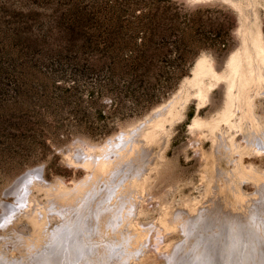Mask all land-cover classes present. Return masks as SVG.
<instances>
[{
	"label": "rangeland",
	"instance_id": "rangeland-1",
	"mask_svg": "<svg viewBox=\"0 0 264 264\" xmlns=\"http://www.w3.org/2000/svg\"><path fill=\"white\" fill-rule=\"evenodd\" d=\"M245 4L239 13L226 0H0V213L5 200L17 195L6 194L5 189L16 182L19 173L40 167L43 183L52 179L71 185L73 180L82 179L85 171L71 164L68 154L75 155L81 147L128 130L153 109L170 103L178 92L181 98L173 103L174 116H165L166 133L149 145L147 154L144 152L145 159L156 164L141 197H137L145 211L139 216L130 215L141 228L150 227L143 238L145 248L151 249L148 264H166L169 247L177 244L174 242L182 233L176 229L164 234L158 245L149 241L157 236L151 224L161 211L192 214L200 210L216 216L227 211L245 213L251 207L250 197L261 187L241 174L239 161L242 167L253 162L264 169V152L243 148L238 153L229 148L231 140L247 144L251 132L248 123L228 129L218 119L224 110L218 83L202 103L194 96L196 87L191 83L200 57L209 59L216 73H223L228 56L242 50L244 33L256 36L259 32L264 44V0H252L251 6ZM109 5L127 9L124 13L128 16L138 15L136 27L132 32L127 30L134 39L124 46L122 54L115 56L119 61L86 65L56 61L51 55L54 46L44 38L58 28L54 17L79 13L84 6ZM133 51H148L153 56L144 59L142 66L119 59ZM209 79L207 76L206 82ZM253 100V109L264 123V90ZM194 118L206 124L192 127ZM209 123L216 124V131H221L226 141L217 149L216 134ZM36 194L42 203H49L43 190ZM50 207L49 204L47 209ZM21 211L8 209L6 214H0V250L9 251L15 242L28 253L20 244L21 235L35 237L37 230L20 216ZM203 220H209L204 224L208 229L221 227L215 230L216 236L230 234L232 254L225 257L236 264L245 263L250 249H257L264 240L252 225L246 228L254 236L251 240H258L256 243L233 236L237 234L230 233L223 220ZM22 253L18 251L17 255ZM181 262L189 264L187 260Z\"/></svg>",
	"mask_w": 264,
	"mask_h": 264
},
{
	"label": "bare ground",
	"instance_id": "bare-ground-1",
	"mask_svg": "<svg viewBox=\"0 0 264 264\" xmlns=\"http://www.w3.org/2000/svg\"><path fill=\"white\" fill-rule=\"evenodd\" d=\"M226 1L239 13L245 8L242 5L246 3L245 5L251 6L252 3V0H245L247 1L245 3L243 0ZM241 44V51L232 52L228 56L223 73H216L212 62L206 57L197 59L191 83L196 87L194 96L199 103L209 96V90L214 83H218L222 89L224 105V110H221L222 113L221 116L218 115L220 117L218 119L228 129L248 123L251 132L246 139L247 144L242 146L241 142L237 143L230 139V144L227 142L229 148L238 153H241L243 148L262 153L264 152V123H261L253 109V99L255 94L264 90V44L259 32L256 36L244 33ZM207 76L210 78L208 82H206ZM180 98L181 95L178 92L170 103L153 109L142 121L130 126L128 130H120L100 143L81 147L75 155L68 154L69 162L82 167L85 171L84 177L73 180L71 185L69 183L67 185L63 180L52 179L43 183L45 178L40 177V167L37 170L35 167V169L30 170V168L19 173L15 178L16 182L5 189L6 194L16 192L17 195L13 196V200H5L3 209L4 211L9 209L11 212L22 209V214H18L23 215L37 232L35 237L21 235L23 243L20 244H24L23 249L26 247L28 251L26 254L22 250V245L17 246L15 242L12 247H9V251L5 248L0 250V264H148L151 249L145 248L146 240L143 238H146L150 227L141 228L140 222L135 218L132 219L130 215L139 216L143 213L144 209L141 208L137 197H141L146 188L149 173L156 168L152 160L145 159L144 152L149 149L150 144L166 133L165 116H174L173 105L175 104L173 103ZM248 107H251V110H248ZM203 124H206V121L194 118L192 127L201 128ZM215 126L216 124L212 123L208 127L216 134L214 146L217 149L226 141L224 142L222 132L216 131ZM257 132L258 135H256ZM246 164L242 167L239 161L241 174L253 179L254 183L261 188L259 187L260 190L255 196L253 195L254 197H250L251 207L245 213L227 211L216 216L211 211L205 210H203L205 212L197 210L192 214L191 212L183 213L184 211L174 213L171 210H163L157 215L156 222L151 224L156 230L153 234L157 236L152 239L153 241L150 238V242L158 245L159 237H163L164 234L176 229L182 231L178 240L174 242L177 244L170 246L171 248L169 247L167 251L166 264H182L181 261L185 260L189 264H236L230 257H225L226 254H232L230 234L226 233L223 237L216 236L215 230H221V227L219 225L209 229L204 227V224L209 222V220H203L204 218L223 220L229 227V232L237 234L233 236L250 239L244 241L251 243L258 241L251 240L254 236H251L247 230L250 225L253 229H257L258 237L264 238V221H262L264 169L253 162H249L247 166ZM40 189L44 191L47 199L49 198V203H42L41 198L36 194V191ZM49 204L51 207L47 209ZM8 217L11 218V216ZM137 234H142V237H137ZM244 234L249 236H242ZM263 242L264 240L260 245L257 243L259 245L257 249H250L251 254L245 257V263L242 264L263 263ZM18 251L24 254L17 255Z\"/></svg>",
	"mask_w": 264,
	"mask_h": 264
},
{
	"label": "trees",
	"instance_id": "trees-1",
	"mask_svg": "<svg viewBox=\"0 0 264 264\" xmlns=\"http://www.w3.org/2000/svg\"><path fill=\"white\" fill-rule=\"evenodd\" d=\"M126 10L114 5L84 6L79 13L55 16L57 30L44 37L54 46L51 55L56 61L74 65L119 61L115 56L122 54L124 46L134 39L127 30L131 31L137 25L135 18L138 15L128 16L124 13ZM147 18L149 21V14ZM152 56V52L133 51L119 59L142 66L144 59Z\"/></svg>",
	"mask_w": 264,
	"mask_h": 264
}]
</instances>
